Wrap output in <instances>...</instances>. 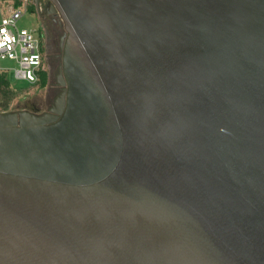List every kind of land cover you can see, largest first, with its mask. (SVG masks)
<instances>
[{
	"label": "water",
	"instance_id": "1",
	"mask_svg": "<svg viewBox=\"0 0 264 264\" xmlns=\"http://www.w3.org/2000/svg\"><path fill=\"white\" fill-rule=\"evenodd\" d=\"M49 1L67 89L0 112V264H264V0Z\"/></svg>",
	"mask_w": 264,
	"mask_h": 264
},
{
	"label": "built area",
	"instance_id": "2",
	"mask_svg": "<svg viewBox=\"0 0 264 264\" xmlns=\"http://www.w3.org/2000/svg\"><path fill=\"white\" fill-rule=\"evenodd\" d=\"M0 1L4 4L0 7V61L10 60L18 65L13 70L0 67V73H14L15 80L37 85L41 73L46 71L40 41L33 29L18 27V21L30 12L35 0Z\"/></svg>",
	"mask_w": 264,
	"mask_h": 264
},
{
	"label": "flooded vegetation",
	"instance_id": "3",
	"mask_svg": "<svg viewBox=\"0 0 264 264\" xmlns=\"http://www.w3.org/2000/svg\"><path fill=\"white\" fill-rule=\"evenodd\" d=\"M33 30L40 41L42 60L49 74L47 103L50 108H58L67 89L64 74V54L67 44V32L58 11H55L49 0L34 2ZM45 111V112H46ZM39 114V113H37Z\"/></svg>",
	"mask_w": 264,
	"mask_h": 264
},
{
	"label": "rangeland",
	"instance_id": "4",
	"mask_svg": "<svg viewBox=\"0 0 264 264\" xmlns=\"http://www.w3.org/2000/svg\"><path fill=\"white\" fill-rule=\"evenodd\" d=\"M0 7H4L2 1H0ZM18 27L32 30L34 27V17L30 13L25 14L18 21ZM0 67L13 70L18 65L13 61L4 60L0 61ZM46 94L45 88L41 89L39 86L26 81L15 80L12 82V87L9 90L0 89V111L1 109H9L8 111L28 110L33 113H44L49 106Z\"/></svg>",
	"mask_w": 264,
	"mask_h": 264
},
{
	"label": "trees",
	"instance_id": "5",
	"mask_svg": "<svg viewBox=\"0 0 264 264\" xmlns=\"http://www.w3.org/2000/svg\"><path fill=\"white\" fill-rule=\"evenodd\" d=\"M31 11L34 10V6L30 8ZM49 81V74L47 71L41 73L39 82L37 86L44 89L47 87ZM12 87V82L10 80V75L8 73H0V89L9 90ZM9 109H1L0 112H8Z\"/></svg>",
	"mask_w": 264,
	"mask_h": 264
}]
</instances>
